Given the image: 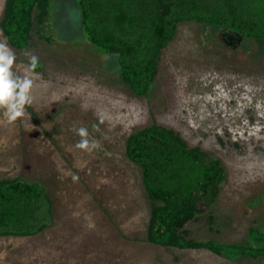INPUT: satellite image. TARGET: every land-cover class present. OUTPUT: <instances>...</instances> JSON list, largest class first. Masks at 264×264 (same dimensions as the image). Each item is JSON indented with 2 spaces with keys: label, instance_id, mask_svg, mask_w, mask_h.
Masks as SVG:
<instances>
[{
  "label": "rangeland",
  "instance_id": "rangeland-1",
  "mask_svg": "<svg viewBox=\"0 0 264 264\" xmlns=\"http://www.w3.org/2000/svg\"><path fill=\"white\" fill-rule=\"evenodd\" d=\"M76 12L74 0H50L42 31L55 42L32 30L24 49L8 44L18 73L28 64L26 50L41 68L26 115L13 125L0 122V179L39 184L49 214L30 234L0 235V264H264V257L229 259L146 241L149 201L139 168L124 155L135 129L151 122L171 128L225 170L212 222L198 215L185 223L187 235L238 244L250 227L264 230V43L229 44L208 26L179 22L160 51L148 94L138 97L102 51L82 39ZM98 111L108 117L103 124ZM81 126L101 149L75 147L80 138L73 129Z\"/></svg>",
  "mask_w": 264,
  "mask_h": 264
},
{
  "label": "trees",
  "instance_id": "trees-1",
  "mask_svg": "<svg viewBox=\"0 0 264 264\" xmlns=\"http://www.w3.org/2000/svg\"><path fill=\"white\" fill-rule=\"evenodd\" d=\"M74 2L79 8L76 19L82 39L102 51L119 82L138 97L148 94L160 51L179 22L194 21L210 27L213 33L227 32L239 40L264 43V0ZM49 12L50 0H4L2 36L18 50L28 45L32 30L39 39L53 44L55 35L42 31ZM124 155L139 168L149 201L146 241L203 248L229 259L264 257V230L259 227H250L245 241L238 244L197 240L183 228L204 212L212 222V203L225 178L218 158L188 146L178 133L155 122L126 136ZM48 214V198L39 184L17 177L0 179V235L30 234L45 224Z\"/></svg>",
  "mask_w": 264,
  "mask_h": 264
},
{
  "label": "clouds",
  "instance_id": "clouds-1",
  "mask_svg": "<svg viewBox=\"0 0 264 264\" xmlns=\"http://www.w3.org/2000/svg\"><path fill=\"white\" fill-rule=\"evenodd\" d=\"M22 55L28 59V64L18 73L14 70L17 61L15 51L8 45L6 38L0 41V113L3 116L0 122L6 125H13L23 118L26 115V108L34 103L32 90L38 75L35 70L40 66V59L27 50L23 51ZM55 99L57 98H54V101ZM82 107L87 110L86 106ZM97 118L99 124H103L108 117L104 112L98 111ZM93 130L99 131V125H93ZM73 131L80 138L75 144L77 149L89 154L101 149L99 141L90 139L88 128L81 126L74 128ZM70 175L73 182L78 181L77 175Z\"/></svg>",
  "mask_w": 264,
  "mask_h": 264
},
{
  "label": "water",
  "instance_id": "water-1",
  "mask_svg": "<svg viewBox=\"0 0 264 264\" xmlns=\"http://www.w3.org/2000/svg\"><path fill=\"white\" fill-rule=\"evenodd\" d=\"M76 17H78V12H76ZM223 39V41H225L226 43H234L235 41H237V38H235L234 36H232V34H229L227 32H223L221 37Z\"/></svg>",
  "mask_w": 264,
  "mask_h": 264
},
{
  "label": "flooded vegetation",
  "instance_id": "flooded-vegetation-1",
  "mask_svg": "<svg viewBox=\"0 0 264 264\" xmlns=\"http://www.w3.org/2000/svg\"><path fill=\"white\" fill-rule=\"evenodd\" d=\"M215 33H217V34H220V37H221V35H222V33H221V32H215Z\"/></svg>",
  "mask_w": 264,
  "mask_h": 264
}]
</instances>
